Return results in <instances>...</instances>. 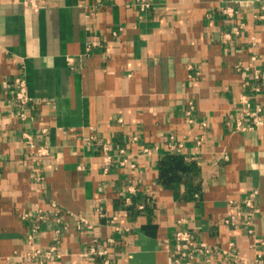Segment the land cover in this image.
<instances>
[{
  "label": "crops",
  "instance_id": "1",
  "mask_svg": "<svg viewBox=\"0 0 264 264\" xmlns=\"http://www.w3.org/2000/svg\"><path fill=\"white\" fill-rule=\"evenodd\" d=\"M139 2L0 0V264H264V0Z\"/></svg>",
  "mask_w": 264,
  "mask_h": 264
},
{
  "label": "built area",
  "instance_id": "2",
  "mask_svg": "<svg viewBox=\"0 0 264 264\" xmlns=\"http://www.w3.org/2000/svg\"><path fill=\"white\" fill-rule=\"evenodd\" d=\"M98 1H101V0H98ZM40 2L41 0H23L24 6L28 10L35 12V13L41 9ZM139 6H140V9L143 11L150 8V4L147 2V0H140ZM232 11L233 10L231 9H227L225 13L227 15H232ZM235 31L236 33H238L239 29L236 28ZM16 85L18 88L16 92V99H17L19 107L23 109L30 103V100H31L28 94L26 80L23 77H18L16 79ZM190 109L193 110L194 107L191 106ZM261 113H262V106L257 105V107L253 108L249 100L246 99L244 101L242 117L244 119H251V122H252L251 124L253 126H259L263 124ZM28 144L30 145V147H34V144L31 140L28 141ZM46 154H47V151L42 148L38 152L39 156H44ZM255 195H256V192H253L250 195V198L246 201L247 206L252 207L253 197ZM231 221L232 220L230 219V220H227L226 222L230 223ZM93 252H97L101 255H105L104 251H99L97 249L93 250ZM37 254L38 253H34V255H37ZM210 255H212V248L208 244L197 241L192 232L188 230H182V231H178L175 233L174 247L170 253L169 264H199L198 261L200 257L204 258L206 256L209 257Z\"/></svg>",
  "mask_w": 264,
  "mask_h": 264
}]
</instances>
